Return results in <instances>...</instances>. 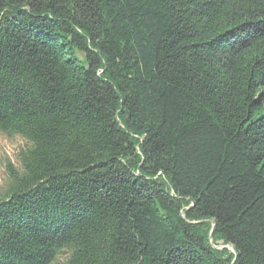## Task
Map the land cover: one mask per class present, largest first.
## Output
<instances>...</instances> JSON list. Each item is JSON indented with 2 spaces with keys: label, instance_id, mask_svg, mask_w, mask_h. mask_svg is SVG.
<instances>
[{
  "label": "trees",
  "instance_id": "16d2710c",
  "mask_svg": "<svg viewBox=\"0 0 264 264\" xmlns=\"http://www.w3.org/2000/svg\"><path fill=\"white\" fill-rule=\"evenodd\" d=\"M0 132V264H264V0H0Z\"/></svg>",
  "mask_w": 264,
  "mask_h": 264
},
{
  "label": "rangeland",
  "instance_id": "374dc122",
  "mask_svg": "<svg viewBox=\"0 0 264 264\" xmlns=\"http://www.w3.org/2000/svg\"><path fill=\"white\" fill-rule=\"evenodd\" d=\"M29 145L30 142L20 135L9 136L0 132V194L8 183L7 163L10 160L16 167L20 168L19 153ZM65 258L66 256L61 254L55 264L64 261Z\"/></svg>",
  "mask_w": 264,
  "mask_h": 264
},
{
  "label": "water",
  "instance_id": "95a60500",
  "mask_svg": "<svg viewBox=\"0 0 264 264\" xmlns=\"http://www.w3.org/2000/svg\"><path fill=\"white\" fill-rule=\"evenodd\" d=\"M210 243H211V245H212L213 247H215L216 249H222V248L227 247V248H229L230 250H232L235 254H237V250H236V248H235L234 246H232V245H220V246L216 245V244L214 243V235H213V232H212L211 235H210Z\"/></svg>",
  "mask_w": 264,
  "mask_h": 264
}]
</instances>
